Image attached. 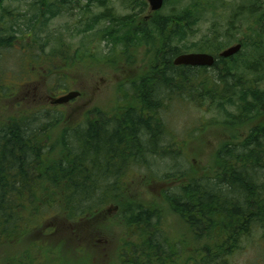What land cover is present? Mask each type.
Masks as SVG:
<instances>
[{
	"label": "trees",
	"instance_id": "1",
	"mask_svg": "<svg viewBox=\"0 0 264 264\" xmlns=\"http://www.w3.org/2000/svg\"><path fill=\"white\" fill-rule=\"evenodd\" d=\"M54 1L63 8L69 4L68 0L34 4L35 14L25 26L34 32L35 40H40L48 22L60 15ZM98 1L104 6L110 0ZM121 1L132 10L129 16L114 19L108 13L100 14L94 26L107 20L109 27L98 36L113 47L112 51L121 47L123 55L142 41L152 42L148 72L132 83L147 87V93L139 96L138 103L125 107L122 115L111 119L99 116L66 131L61 137V155L52 163L46 156L50 149H44L46 128L31 134L32 120L0 125V240L18 232L22 208L34 215L49 209L56 215L65 212L75 222L94 221L112 198L122 195L116 184H108L129 170L118 173L122 167L116 168L117 163L129 157L134 162L141 160V164L146 153L171 155L173 146L161 145L166 126L160 111L167 101L187 96L203 105V99L208 98L221 113L237 103V112L230 113L226 123L230 127L250 125V130L243 140L222 144L214 158V175L179 184L167 196L168 204L190 228L193 251L186 253V246L162 241L157 227L162 219L159 212L128 201L124 218L129 230H138L139 241L128 245L124 257L134 258L124 264H180L178 256L183 258L182 264H229L240 242L253 230L264 234V0L241 4L223 19V28L214 25L205 43L194 45L200 52L218 53L211 54L218 60L212 67L214 76L203 80L197 73L206 71L205 67H177L173 61L189 50L181 45L195 36V25L207 13L213 14L208 7L214 0H193L191 7L174 19L155 13L140 26H136L135 17L149 8L146 0ZM27 16L14 15L17 24L6 27L11 16L0 13V58L3 49L13 48L14 39L7 33H15L17 28L22 32L20 21ZM231 43L235 44L228 45ZM236 44L242 45L239 54L229 59L219 57ZM64 55L68 62L75 59L68 53L59 57ZM46 184L52 189L46 190Z\"/></svg>",
	"mask_w": 264,
	"mask_h": 264
},
{
	"label": "rangeland",
	"instance_id": "2",
	"mask_svg": "<svg viewBox=\"0 0 264 264\" xmlns=\"http://www.w3.org/2000/svg\"><path fill=\"white\" fill-rule=\"evenodd\" d=\"M36 1L39 0H4L1 4L0 13L11 16L6 27L17 24L14 15L28 16L20 21L22 32L17 28V32L7 33L18 42H15L16 47L3 49L0 58V125L32 120L31 134L46 128L44 149L50 150L44 153H48L46 156L52 163L61 155V137L66 131L83 127L99 116L111 119L122 115L125 107L141 101L139 96L147 93V87L132 83L148 72L152 61L149 45L152 42L142 41L138 48H130L123 55L120 54L121 47L112 51L111 45L101 41L98 33L105 31L110 23L103 20L94 26L98 15L108 13L118 19L132 13L121 0H110L104 6H100L98 0L90 3L68 0L69 4L64 8L54 1L55 10H61L60 15L50 20L43 34H39L40 40H35L36 35L27 30L25 24L35 14ZM247 1L214 0L212 7H208L213 14L207 13L195 25V36L188 37L181 45L189 50L180 55L203 53L194 45L204 44L213 26L223 28L226 24L223 19ZM192 3L193 0H165L158 16L174 19L186 12ZM88 5L86 10L81 9ZM154 14L147 7L135 17L136 26L147 22ZM91 27L92 30L83 32ZM232 44L235 43L228 45ZM61 53H68L75 59L68 62L67 55L59 57ZM93 54L94 57L90 56ZM206 69L197 73L201 80L212 79L215 74L212 68ZM16 83L20 85V93L13 89ZM72 91L81 95L67 105L51 104L49 97L59 98ZM203 100V105L199 99L193 102L187 96L167 101L160 111V118L166 126L161 145H172L171 155L146 153L141 164H138L141 160L134 162L128 157L129 170L108 181L122 191L121 197L112 198L94 221L75 222L65 212L56 215L49 209L37 215L28 209H20L22 220L18 232L1 237L0 264L132 262L134 257H124V252L129 249L128 245L139 240L136 236L138 230H129L124 218L128 201L158 211L162 218L157 222L162 233L159 238L162 241L166 239L171 246H186V253L192 252L194 240L190 237V228L168 204L167 196L175 192L179 184L214 175V158L222 144L239 142L250 130V125L230 127L226 123L228 115L237 112V103L221 113L208 98ZM121 172H124L123 168L118 170ZM44 188L52 189L47 184ZM263 237V231L253 230L240 242V249L229 258V264H264ZM205 241L206 238L201 243ZM178 257L182 264L183 258Z\"/></svg>",
	"mask_w": 264,
	"mask_h": 264
},
{
	"label": "water",
	"instance_id": "3",
	"mask_svg": "<svg viewBox=\"0 0 264 264\" xmlns=\"http://www.w3.org/2000/svg\"><path fill=\"white\" fill-rule=\"evenodd\" d=\"M146 1L152 13L160 12L165 5V0H146ZM241 51H242V45L236 44L223 50L219 54V57L221 59H229L231 57L236 56ZM216 62H217V58L209 53H187L177 56L174 59L173 64L177 67L185 66V67L212 68ZM80 95H81L80 92L72 91L59 98H54L51 103L54 106L67 105L70 102L77 99Z\"/></svg>",
	"mask_w": 264,
	"mask_h": 264
},
{
	"label": "flooded vegetation",
	"instance_id": "4",
	"mask_svg": "<svg viewBox=\"0 0 264 264\" xmlns=\"http://www.w3.org/2000/svg\"><path fill=\"white\" fill-rule=\"evenodd\" d=\"M3 3V0H0V5ZM150 9V8H149ZM12 38V37H11ZM14 40V43H13V47H16L15 46V42H18V40H16L15 38H13ZM30 84V82H27V85H29ZM20 87V85L18 84V83H16V85L14 86V90L16 91V92H18V93H20L21 92V89L19 88ZM22 92H23V90H22ZM28 93V92H27ZM49 98H51V102H52V100L54 99V98H52V97H49ZM27 98H25L24 100L25 101H27L26 100ZM127 159V158H126ZM120 167H122L123 169H124V171H126V170H128L129 169V163H128V159H127V161L126 162H124V163H117L116 164V168H120Z\"/></svg>",
	"mask_w": 264,
	"mask_h": 264
},
{
	"label": "bare ground",
	"instance_id": "5",
	"mask_svg": "<svg viewBox=\"0 0 264 264\" xmlns=\"http://www.w3.org/2000/svg\"><path fill=\"white\" fill-rule=\"evenodd\" d=\"M164 8V7H163ZM218 61V60H217Z\"/></svg>",
	"mask_w": 264,
	"mask_h": 264
}]
</instances>
